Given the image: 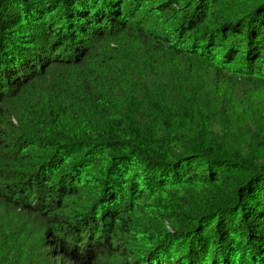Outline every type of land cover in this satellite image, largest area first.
<instances>
[{
	"label": "trees",
	"instance_id": "obj_1",
	"mask_svg": "<svg viewBox=\"0 0 264 264\" xmlns=\"http://www.w3.org/2000/svg\"><path fill=\"white\" fill-rule=\"evenodd\" d=\"M264 0H0V264H264Z\"/></svg>",
	"mask_w": 264,
	"mask_h": 264
},
{
	"label": "rangeland",
	"instance_id": "obj_2",
	"mask_svg": "<svg viewBox=\"0 0 264 264\" xmlns=\"http://www.w3.org/2000/svg\"><path fill=\"white\" fill-rule=\"evenodd\" d=\"M264 91L260 90L257 92V94H255V97H261L263 95Z\"/></svg>",
	"mask_w": 264,
	"mask_h": 264
}]
</instances>
